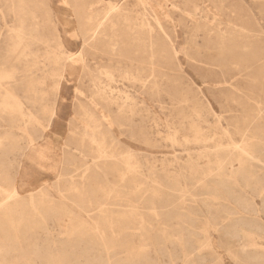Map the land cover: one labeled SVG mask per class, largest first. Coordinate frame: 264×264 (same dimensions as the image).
I'll use <instances>...</instances> for the list:
<instances>
[{
	"label": "bare ground",
	"instance_id": "bare-ground-1",
	"mask_svg": "<svg viewBox=\"0 0 264 264\" xmlns=\"http://www.w3.org/2000/svg\"><path fill=\"white\" fill-rule=\"evenodd\" d=\"M225 1L217 0L219 8H228ZM29 3L30 0H0V119L10 128L0 135V264H165L162 257L166 248H170L166 264H178L179 259L183 264H224L220 247L225 248L234 264H264V126L261 125L264 100L259 93L247 97L255 104V113L243 115L242 122L230 123L231 128H226L205 95H199L200 86H197L200 92L192 99L181 87L170 91L163 79L167 76L165 72H161L160 79L154 74V80L139 75L131 80L129 73L121 75L131 81L134 88L131 91L127 85L122 88L117 84L115 70L104 68L92 78L91 102L79 103L77 113L85 121L84 128L71 129L76 148L84 151L88 147L94 162L89 164L68 156L61 172L68 178V194L77 197L76 201L91 219L57 205L46 189L30 192L27 197L19 192L4 157L18 147L17 136L25 138L29 146L37 143L39 136L35 129H45L47 125L27 102L44 101L51 92L57 93L69 61L78 56L86 67L87 53L92 52L106 56L111 65L115 59L125 58L143 63L140 51L144 50L147 52L144 61L153 71L169 65L167 49H162L163 55L158 59L159 40L156 41L148 17L137 28L129 25V35L120 33L116 19L124 17L127 21L129 15H123L122 6L115 2L106 1L97 20L94 6L89 2L91 6L86 4L84 8L85 2H81L78 11L84 13L81 16L84 43L78 55L66 48L61 33L52 36L42 32L45 20L44 23L39 20L37 10ZM156 23L178 60L177 47L157 18ZM229 28L216 29L219 43L227 41ZM239 29L245 41L240 45V39H236L241 51H245L255 43L254 35L246 26ZM256 44L252 52L247 49L250 56L243 52L250 57L244 60L252 61L259 56ZM234 45L238 47L237 43ZM166 97L171 106H167ZM153 106L178 112L177 120H165L166 132L161 140L168 141L173 148H188L185 161L176 155L175 160L165 158L159 165L158 160L145 157V168L136 150L117 136L116 128L130 131L132 139L157 141L142 124L150 120L153 127L160 125ZM41 109L49 123L57 114L55 107L45 103ZM205 109L208 115H204ZM210 114L216 122L208 134L199 126L202 121L208 122ZM138 116L140 122L136 121ZM187 130L192 132L190 137ZM220 136L227 137L228 143L218 140ZM221 151L225 154L221 155ZM172 194L177 195L179 204L170 199ZM112 205L119 207L114 210ZM53 214L64 217L63 228L53 231L62 242L53 240L54 246H43L35 236L48 226ZM174 221L182 226L173 227ZM212 231L225 237L223 245L215 242ZM152 251L158 261L153 259ZM207 253L211 256L208 261Z\"/></svg>",
	"mask_w": 264,
	"mask_h": 264
},
{
	"label": "rangeland",
	"instance_id": "rangeland-1",
	"mask_svg": "<svg viewBox=\"0 0 264 264\" xmlns=\"http://www.w3.org/2000/svg\"><path fill=\"white\" fill-rule=\"evenodd\" d=\"M69 1L70 0H30L29 4L31 8L37 10L36 12L39 16V20H41V22L43 21V23L45 20L42 32L52 36L61 33L66 48L76 55L79 54L84 43V21L81 20V16L84 13L78 11L80 10L82 1L85 2L82 3L84 8L89 5L87 4L89 2L94 6V11H96L94 12V16L96 20L102 14L106 1L121 5L123 8L121 13L127 15V17L129 15L128 20L130 22L128 23V20L126 21L124 17H120L116 19V27H119L120 33L124 31L123 34L126 35L130 33V26H135L137 28L136 25H138L144 17H148L154 28L153 31L156 34V41L159 40L156 43L158 59L163 55L162 49H167L169 54V65L167 67L158 66L156 67V71H153L147 62L144 61L147 60V52L144 50L140 51L142 55L140 58L143 59V63L125 58L121 61L115 59L112 61L113 65H111L108 64V58L106 56L101 57V55L88 52L86 56L87 66L85 67V64L78 56H75L74 60L69 61L67 64V70L60 80V87L57 93L51 92L44 101L30 99L29 102H27L28 107L42 116L47 126L45 129H35L39 136L35 145L29 146L25 138L17 136L19 138L18 147L13 152H7L8 155L4 157L6 167L16 178L19 192L27 197L30 192H38L40 189H46L45 191L53 199L54 203L63 206L69 211L71 210L75 215L78 213L80 216L78 214L77 216L79 217L90 220L91 218L87 215L86 211L83 210L84 208L76 201L77 197L68 194V178L62 176L61 172L63 170V164L68 156L69 158L74 156L80 161L83 159L84 162H89V164H93L94 162L90 149L88 147H86L84 151L77 149L75 144L76 140L71 135V129H83L85 126V121L80 118L77 112H79L80 101L91 102V89H93L94 85L92 78L96 76L99 71L104 70V68L111 67V69L115 70L117 75L115 77L117 84L122 88L125 87V84L129 90L133 91L134 88L132 87L131 81L123 78L121 75L125 76L130 74L131 80L132 77L137 75L154 80V74L160 79V77H162L161 72H165L167 76H164L163 79L170 91H174L175 87H181L183 91L188 92V95L193 99L196 93L200 92L197 88V86H200L202 92H200L199 95H201V97L205 95L209 100L215 112L221 116L222 125L226 128H231L230 123L235 124L236 122H242L243 115L253 113L256 109L253 101L247 98L248 94L259 93L261 99L264 100V0H227L225 3L228 4V8H219L220 4L217 0H145L146 3H141L138 0ZM71 3L74 4V6ZM226 8L228 10H226ZM46 18H49V21ZM156 18L161 23V28L164 29L171 38L170 40L177 47L179 51V61L174 56L171 47H169L170 43L162 36L163 33L156 23ZM10 19L13 20L12 16H10ZM95 19L94 21H96ZM206 24L207 26H205ZM227 24L229 25L227 26ZM232 26L235 27L233 28ZM242 26H246L251 30L250 32L254 35L252 40H255V43H257L256 45H258L259 56L252 59V61L244 59H250V57H247L245 54L248 56L251 55L254 49H252V46H255V43L246 48V52L243 50L241 51L238 45L239 43L241 45L245 41L239 29ZM209 27L211 29H209ZM220 28H224V31L229 28V34L227 33L226 38L230 39L231 36L232 39H225V41L227 40V44L226 42L219 43L221 39L220 36L218 37L219 33L217 32L220 31ZM158 35L160 37H158ZM241 37L243 38L242 42H240ZM236 38L238 40L240 39L239 43ZM230 42L232 43L230 44ZM233 42L234 44L237 43L238 47L234 45ZM193 43L195 45H193ZM228 43L229 48L232 46L231 49L228 48ZM220 44L221 46L223 44V46L227 47H217V45L220 46ZM233 47H235L238 53H233L234 51L236 52ZM219 49H221V52H219ZM226 49L227 52L229 50L230 53L227 54L225 51ZM247 49L252 50L250 52L247 51ZM231 50L233 51L231 52ZM195 51H199L200 53H196ZM161 52L162 54H160ZM240 53L242 54L240 55ZM223 55L226 57H223ZM179 62L181 66L178 65ZM115 64H117V66ZM247 65H250V67L247 68ZM20 92L23 96L26 95L23 90ZM180 94L181 93H177V95ZM43 103L55 107L57 112L50 123L48 122V117L42 112L41 108ZM166 103L167 106H171L169 97H166ZM153 114L158 118L160 122L159 126L153 127L154 122L150 120L143 121L142 124L146 126L148 135L153 139H157V141L145 142L143 138L139 137L132 139L130 137V131L121 132L118 128H116L117 136L122 139L125 144L130 145L136 150L145 168V157L158 160L157 163L159 165H161V161L165 158L168 160H175L176 155L182 157L185 161L187 159L186 149L188 148L178 146L173 148L168 146L170 145L168 141L161 140V135H164L166 132L164 124L167 120H177L179 116L178 112L173 111L172 108L161 109L153 106ZM204 115H208L207 109L204 110ZM207 119L208 122L202 121L199 128L202 129V132L210 134L212 131L211 126L215 124L216 119L212 114L207 116ZM136 121H141L139 116ZM261 125L262 127L264 126V120H261ZM157 130H159L160 133ZM8 131H10V128L0 119V135H4ZM186 132L190 137L192 132L190 130ZM218 140L222 141L224 144L228 143V138L225 136H220ZM212 144L214 145V143ZM220 154H225V151H221ZM262 171L264 172V170ZM60 193L62 195L63 193H67L68 196H62ZM170 199L176 204L180 202L176 194H172ZM75 201L78 204H75ZM257 201L261 203V199H257ZM112 207L115 210L118 209L119 206L112 205ZM203 209L205 210V207H203ZM92 213L96 215L95 211ZM49 217L48 226L45 229L38 230L35 236L38 243L43 246H54L53 240H56L58 243L62 242L61 237L57 236L53 231L55 228H63V215L53 214ZM181 226V224L174 221L173 227L179 228ZM212 238L218 245L224 244L222 240H224L225 237L222 236L220 232L212 231ZM83 245L84 243H82V246ZM169 249L170 248L164 249L166 254L162 257V262H165V264L169 263ZM218 251L224 264H234V262L228 258V254L224 247L218 248ZM151 255L155 261H158L154 251L151 252ZM205 258L207 261L210 260V254H205ZM178 264H183L181 259L178 260Z\"/></svg>",
	"mask_w": 264,
	"mask_h": 264
}]
</instances>
